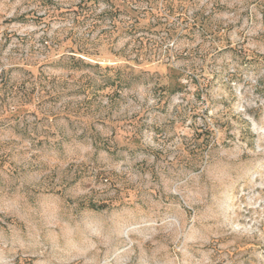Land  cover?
<instances>
[{
    "label": "rangeland",
    "instance_id": "rangeland-1",
    "mask_svg": "<svg viewBox=\"0 0 264 264\" xmlns=\"http://www.w3.org/2000/svg\"><path fill=\"white\" fill-rule=\"evenodd\" d=\"M165 2L0 0V264H264V0Z\"/></svg>",
    "mask_w": 264,
    "mask_h": 264
},
{
    "label": "trees",
    "instance_id": "trees-1",
    "mask_svg": "<svg viewBox=\"0 0 264 264\" xmlns=\"http://www.w3.org/2000/svg\"><path fill=\"white\" fill-rule=\"evenodd\" d=\"M170 1V8L173 6V4H174V1L175 0H166V2H169ZM165 2V3H166ZM126 8H125V11L128 13V14H131L134 10L131 8V7H128V6H125ZM139 22H144L143 21V19L142 20H138V23ZM171 70V72L172 71H174V68H171L170 69ZM177 73H176V75H172V76H170V79H171V77H172V79L173 80H175V81H178V78L181 76V75H186L185 73H183V72H181L180 70H175ZM172 74V73H171ZM199 85V84H198ZM197 88H199V87H197ZM208 133V132H207ZM200 134H204L203 132L202 133H200ZM205 135H203V137H202V139H201V141H200V143L199 144H203L204 143V137Z\"/></svg>",
    "mask_w": 264,
    "mask_h": 264
}]
</instances>
